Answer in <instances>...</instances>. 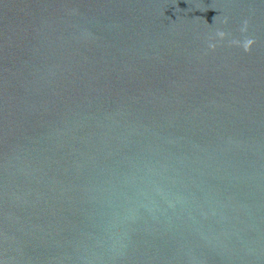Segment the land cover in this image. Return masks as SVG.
Wrapping results in <instances>:
<instances>
[{
    "label": "water",
    "instance_id": "1",
    "mask_svg": "<svg viewBox=\"0 0 264 264\" xmlns=\"http://www.w3.org/2000/svg\"><path fill=\"white\" fill-rule=\"evenodd\" d=\"M0 264H264V0H0Z\"/></svg>",
    "mask_w": 264,
    "mask_h": 264
},
{
    "label": "clouds",
    "instance_id": "2",
    "mask_svg": "<svg viewBox=\"0 0 264 264\" xmlns=\"http://www.w3.org/2000/svg\"><path fill=\"white\" fill-rule=\"evenodd\" d=\"M223 23H224V24H227V23H228V19L225 18V19L223 20ZM246 25H247V22H245V28L242 29V31L246 30ZM215 35H216V37H218L220 40H224V39L226 38V36L228 35V33H226V32L223 31V30L217 29ZM253 43H254V41H253L251 38L246 39L242 44H241V42L238 41V40H233V41H232V44H235V45L241 46L245 52H248V51L251 50V45H252ZM208 47H209V49H211V50H215V48L217 47V44L213 42V38H212V37H209Z\"/></svg>",
    "mask_w": 264,
    "mask_h": 264
}]
</instances>
